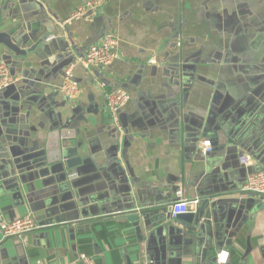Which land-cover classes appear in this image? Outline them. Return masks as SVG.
Masks as SVG:
<instances>
[{"label": "crops", "instance_id": "obj_1", "mask_svg": "<svg viewBox=\"0 0 264 264\" xmlns=\"http://www.w3.org/2000/svg\"><path fill=\"white\" fill-rule=\"evenodd\" d=\"M87 1L0 0V35L24 53L0 45L16 80L0 92V221L31 215L40 226L19 238L23 255L16 239L1 243L0 264H208L171 219L179 193L199 198L213 226L235 212L239 230L209 264H264V210L238 204L251 198L240 192L249 174L264 170V0H104L99 14L69 21ZM108 34L118 58L84 68ZM72 65L82 92L69 102L59 89ZM111 89L131 97L121 130ZM61 129L79 152L63 172L47 154Z\"/></svg>", "mask_w": 264, "mask_h": 264}, {"label": "built area", "instance_id": "obj_2", "mask_svg": "<svg viewBox=\"0 0 264 264\" xmlns=\"http://www.w3.org/2000/svg\"><path fill=\"white\" fill-rule=\"evenodd\" d=\"M103 4L104 0H88L76 9L69 18V21H78L99 14ZM117 49V38L113 34H108L103 38L101 43L94 44L88 49L86 55L80 60V64L86 69L106 68L113 64L118 58ZM150 63H154V61ZM75 67L76 66L72 65L65 70L63 84L59 89L63 97L69 102L76 101L82 92L81 86L74 78ZM15 83L16 80L12 77L9 66L5 62H0V89L8 88ZM104 98L113 125L116 129L121 130L120 113L131 100L130 94L124 89H111L105 92ZM212 150L209 141L203 143L204 154H209ZM240 163L247 167L251 163V158L242 156L240 158ZM240 192L244 196L255 194L264 197V170L249 174ZM200 202L199 198L189 199L179 193L178 200L172 205L171 219L174 221L179 216L195 213ZM39 229L40 226L31 215L11 222L3 221L0 223V244L10 239L24 238L28 234L38 231ZM80 262L81 264H95L94 260L86 256H82Z\"/></svg>", "mask_w": 264, "mask_h": 264}, {"label": "water", "instance_id": "obj_3", "mask_svg": "<svg viewBox=\"0 0 264 264\" xmlns=\"http://www.w3.org/2000/svg\"><path fill=\"white\" fill-rule=\"evenodd\" d=\"M5 37H8V39H6ZM0 45L4 46L7 51L13 54L24 55V53H21L18 50V47L20 45L13 43L8 35H0ZM11 86H9L8 88H10ZM8 88L0 89V92L4 93ZM72 137H74V132L66 129L53 131L49 135L47 148L48 162L49 164L54 165V171L63 172L66 169V171H70L75 167L77 161H79L77 160L79 154L78 145L75 141H71ZM259 171H261V169L254 170L253 172L256 173ZM247 196L251 198H243L238 203L241 206L239 207L241 210L244 209V211H246V214L249 213V211L252 214H255L264 210L263 196H257L255 194H250ZM213 214L214 213H212L211 211H208V207L199 205L195 213H189L179 216L176 220L173 221L184 224L186 228L190 230L189 232L195 235V238L197 239V245L201 246L202 244L205 246V251H203V257L201 259L203 263H206L207 261L210 263L212 260L215 261V259L217 258V249L220 248L219 245L223 243L225 234H227V238H225V242H227L226 247H230L233 238L236 236V233L239 230V228H234V230H232L233 216L235 212L232 211L231 213H229L224 225L218 224L214 226L212 223V218L214 219ZM146 215L147 214H145V216ZM136 219V215L132 216V218H129V220H135L133 222L135 226L139 225V223L137 224L139 218L137 220ZM192 224L193 226H190ZM240 225L241 224H239V226ZM166 230V226H160L158 232L165 233ZM15 245L17 247V250H19V253L23 255L24 245L21 239H16Z\"/></svg>", "mask_w": 264, "mask_h": 264}]
</instances>
